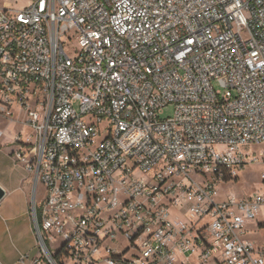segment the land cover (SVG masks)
I'll return each mask as SVG.
<instances>
[{"label":"built area","instance_id":"1","mask_svg":"<svg viewBox=\"0 0 264 264\" xmlns=\"http://www.w3.org/2000/svg\"><path fill=\"white\" fill-rule=\"evenodd\" d=\"M15 106L40 245L21 264H264V185L218 189L264 163V0L0 4V115Z\"/></svg>","mask_w":264,"mask_h":264},{"label":"crops","instance_id":"2","mask_svg":"<svg viewBox=\"0 0 264 264\" xmlns=\"http://www.w3.org/2000/svg\"><path fill=\"white\" fill-rule=\"evenodd\" d=\"M4 135L0 138V185L6 191L0 201V264H21L33 247L32 236H37L32 214L35 179L26 162L16 156L22 134L11 139Z\"/></svg>","mask_w":264,"mask_h":264},{"label":"rangeland","instance_id":"3","mask_svg":"<svg viewBox=\"0 0 264 264\" xmlns=\"http://www.w3.org/2000/svg\"><path fill=\"white\" fill-rule=\"evenodd\" d=\"M14 1L16 0H0V4L4 5L7 3V5H9ZM68 54L71 57H74L76 55V48L69 47ZM174 114H175V106L169 105L162 111L161 116L167 118L174 116ZM25 120H26L25 114L22 113L19 107L15 106L13 115L9 117H4L3 115H0V127L3 130L1 131L5 134L4 136L9 139L13 138V135H17L20 133L22 134L24 141H26L27 138H29L30 136L35 137L34 129L24 124ZM108 126L109 124L107 121H104L100 125V130L102 131V133L100 136L96 138L97 142H101L102 140H104L105 137L108 136L109 134V130L107 129ZM251 148H252V152L255 151L257 153V156L261 157V153L264 150L263 145H253ZM263 170H264V163H261L259 160L250 163L246 167L240 169L238 171V178L236 180L222 181L220 184H218V189L220 191V198L226 199L228 197L236 196L239 199L244 195L255 193L256 190L262 188L264 185L260 181V173ZM44 194H45V186L42 184V182H39L37 186V195H36L37 200L40 201V199L44 196ZM171 216L172 218H175V216H180L181 218L187 220L186 215L178 208L171 209ZM258 218L260 221H264V209L261 211ZM209 220H210L209 217L204 219V221L200 223L199 227L203 226ZM263 236H264V229L257 231L251 237L261 238ZM32 237H33L32 238L33 247L30 253L26 254L29 255L30 257L40 252V245L37 236L33 235ZM60 244L61 242L58 241L57 244L53 246V249L58 250L60 248ZM112 245L116 246L114 242L112 243ZM200 253H201V249H198L190 257L189 261H187V264H199L198 256L200 255ZM180 261L181 262L178 264H182V262H186V258L184 256H181Z\"/></svg>","mask_w":264,"mask_h":264},{"label":"water","instance_id":"4","mask_svg":"<svg viewBox=\"0 0 264 264\" xmlns=\"http://www.w3.org/2000/svg\"><path fill=\"white\" fill-rule=\"evenodd\" d=\"M6 195L5 189L0 185V201L4 198Z\"/></svg>","mask_w":264,"mask_h":264}]
</instances>
